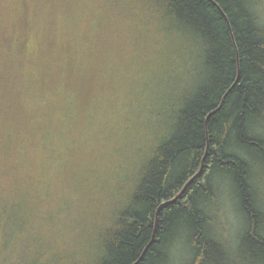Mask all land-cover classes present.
I'll list each match as a JSON object with an SVG mask.
<instances>
[{
	"label": "trees",
	"instance_id": "trees-1",
	"mask_svg": "<svg viewBox=\"0 0 264 264\" xmlns=\"http://www.w3.org/2000/svg\"><path fill=\"white\" fill-rule=\"evenodd\" d=\"M62 6L98 13L81 55L67 43L54 54L52 38H40L37 51L31 46L35 19ZM161 36L195 51L198 85L168 133L145 141L102 204H96L98 189L88 192L95 201L88 221H98L88 226V241L61 240L63 247L91 248L68 264H171L183 247L189 264H228L230 247L211 224L222 180L231 183L243 217L239 249L264 264V17L257 0H13L10 7L0 0V217L16 221L3 232L24 221L27 237L28 223L43 213L44 205L35 203L37 130L62 127L56 111L65 93L75 95L74 125L82 128L88 110L114 102L131 65ZM37 59L40 90L56 97L35 123L25 78L26 64ZM80 159L75 152L65 158L67 177ZM67 254L53 260L67 264Z\"/></svg>",
	"mask_w": 264,
	"mask_h": 264
},
{
	"label": "rangeland",
	"instance_id": "rangeland-1",
	"mask_svg": "<svg viewBox=\"0 0 264 264\" xmlns=\"http://www.w3.org/2000/svg\"><path fill=\"white\" fill-rule=\"evenodd\" d=\"M1 2L7 7L13 5V0ZM257 5L264 17V0H257ZM97 14L89 9L70 13L63 6L57 10L48 8L31 26L32 48L38 50L40 38H52L54 54H60L67 43L69 51L81 55L94 38ZM194 52L181 41L170 42L166 36L156 38L148 54L131 65L127 78L116 91L114 102L107 100L100 108L88 110L82 128L74 125L77 118L75 95L65 93L64 106L56 111L62 127L55 130L53 125H48L37 130L39 177L35 203L44 205L43 213L28 223L31 232L27 237L22 231V226L27 225L24 221H19L15 231L12 227L3 232L6 226L16 225V221L12 222L8 214L1 215L0 264H56L53 258L63 253H68L65 257L68 264L71 259L90 251L91 247H63L66 242L61 239L70 237L74 244L80 237L82 242L88 241L89 228L98 222L95 217L88 221L94 216L92 203H95L90 201L88 192L98 189L96 204L99 201L102 204V195L113 188L126 166L134 162L135 153L145 141L168 133L175 112L199 82ZM38 60L26 64L25 78L27 108L35 123H38L35 115L39 110H44L50 99L56 97L40 90ZM71 127L72 132L68 131ZM74 152L81 157L82 165L67 177L64 160ZM94 181H98L97 185H92ZM260 186L264 206V183ZM211 209L213 229L226 247H230L228 264H262L254 263L250 256L246 258L239 249L245 247L241 244L244 222L229 181L219 182ZM45 242L46 247L43 246ZM188 256L184 247L178 249L171 264H189Z\"/></svg>",
	"mask_w": 264,
	"mask_h": 264
}]
</instances>
